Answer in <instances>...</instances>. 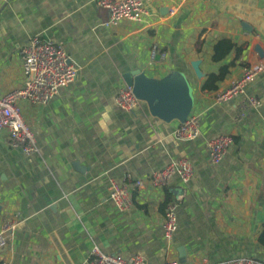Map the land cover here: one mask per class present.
<instances>
[{
	"label": "crops",
	"instance_id": "1",
	"mask_svg": "<svg viewBox=\"0 0 264 264\" xmlns=\"http://www.w3.org/2000/svg\"><path fill=\"white\" fill-rule=\"evenodd\" d=\"M146 11L142 23L108 29L109 11L94 0H0V96L24 86L21 50L35 36L56 41L79 68L48 104L19 102L39 153L25 156L9 146L7 132L0 135V223L9 213L19 217L0 263L90 264L94 246L148 264L264 260V72L244 95L215 100L247 66L264 61L257 51L264 53V0H153ZM225 38L242 54L214 62V46ZM155 45L165 59L151 60ZM231 64L216 91L202 90ZM136 70L153 80L185 76L190 114L200 116L196 140L179 141L182 122L155 115L142 100L135 112L118 105L124 74ZM251 97L260 104L238 122ZM220 134L234 143L214 164L209 143ZM183 158L194 170L188 184L175 177L165 188L151 186L150 174ZM128 174L145 186L131 189L134 206L121 212L110 184ZM167 196L179 204L171 240L163 227Z\"/></svg>",
	"mask_w": 264,
	"mask_h": 264
},
{
	"label": "built area",
	"instance_id": "2",
	"mask_svg": "<svg viewBox=\"0 0 264 264\" xmlns=\"http://www.w3.org/2000/svg\"><path fill=\"white\" fill-rule=\"evenodd\" d=\"M153 0H94L98 7L109 11V19L105 23L108 29L116 28L122 22L142 23L147 15V6ZM23 57L22 67L25 76L24 86L0 96V135L8 133V144L25 156L39 153L35 131L26 122L20 101H27L32 105L44 106L59 92L74 83L79 74V68L69 58L67 51L56 41L42 36L31 38L21 50ZM167 53L155 45L150 50L151 60L165 59ZM264 72V61L250 64L244 69L243 75L233 82L228 88L216 95V102L222 104L231 101L237 96L244 95L247 87L252 84L260 73ZM118 105L129 112L141 108V101L135 95L133 87L125 86L117 96ZM260 102L256 98H249L241 107L237 121L241 122L251 107H256ZM201 134L200 116L190 114L175 131V137L181 142L196 140ZM234 143L231 135L220 134L210 141L209 150L211 160L219 164L225 158L230 146ZM193 166L185 158L172 161L164 169L150 174L148 182L155 188H165L178 177L182 183L188 184L193 177ZM145 180L133 179L126 175L122 183L111 181L110 199L121 212H129L134 206L132 188L142 189ZM177 202L170 203L165 211L164 235L171 240L178 229ZM19 225L18 214H7L0 223V251L14 238ZM90 264H148L140 255L125 258L122 255L102 252L97 246L91 250ZM0 264H7L2 262ZM167 264H179L177 260ZM198 264H264V260L244 257L211 263L204 258Z\"/></svg>",
	"mask_w": 264,
	"mask_h": 264
},
{
	"label": "water",
	"instance_id": "3",
	"mask_svg": "<svg viewBox=\"0 0 264 264\" xmlns=\"http://www.w3.org/2000/svg\"><path fill=\"white\" fill-rule=\"evenodd\" d=\"M257 51L264 57L260 48ZM196 76L202 78L199 61L191 63ZM127 86L133 87L139 100L146 102L155 115L169 121L178 119L184 122L191 113L193 103L190 99L191 88L185 76L174 73L161 80L147 78L140 70L129 72L123 76Z\"/></svg>",
	"mask_w": 264,
	"mask_h": 264
},
{
	"label": "trees",
	"instance_id": "4",
	"mask_svg": "<svg viewBox=\"0 0 264 264\" xmlns=\"http://www.w3.org/2000/svg\"><path fill=\"white\" fill-rule=\"evenodd\" d=\"M232 51H236L238 55H241L243 48L238 47L237 44L232 42L230 39L225 38L219 40L214 46L213 61H223ZM233 65L234 64L222 67L217 74H210L203 83L202 90L208 92L216 91L218 89V83L226 78V76L229 74L230 68ZM171 202V196H167L165 205L168 206ZM258 243L261 248H264V229L260 234Z\"/></svg>",
	"mask_w": 264,
	"mask_h": 264
},
{
	"label": "rangeland",
	"instance_id": "5",
	"mask_svg": "<svg viewBox=\"0 0 264 264\" xmlns=\"http://www.w3.org/2000/svg\"><path fill=\"white\" fill-rule=\"evenodd\" d=\"M193 175H194V173H193ZM192 178H193V177H192ZM192 178H191V179H192ZM171 203H172V202H171Z\"/></svg>",
	"mask_w": 264,
	"mask_h": 264
}]
</instances>
